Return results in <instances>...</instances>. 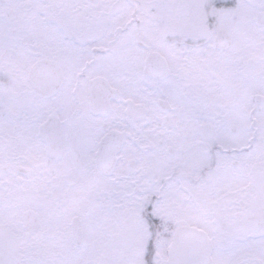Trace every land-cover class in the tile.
Listing matches in <instances>:
<instances>
[{"label":"rangeland","instance_id":"1","mask_svg":"<svg viewBox=\"0 0 264 264\" xmlns=\"http://www.w3.org/2000/svg\"><path fill=\"white\" fill-rule=\"evenodd\" d=\"M239 1L240 6L232 2L227 8V22L235 14V28L240 18L249 21L243 17L247 14L243 8L245 2ZM11 31H16V35ZM0 34V223H8L0 229V238L20 237L18 251L23 264H136L139 251H144L145 246L140 217L136 216L133 223L111 221L117 213L131 211L138 197H123L120 202L116 196L118 189L132 195L134 188L147 193L163 188L161 204L169 196L174 203H181L183 194L176 193L178 184L170 180L177 174L194 177V181L186 182L187 190L193 196L197 193V200L208 204L210 219L220 216L225 222L218 223L221 226L218 232L212 223H199L216 245L214 263L264 264V231L255 227L244 230L234 223L238 210L248 212L249 205L254 203L253 190L258 181H250L249 176H254L253 172L264 175V61H234V54L219 61L218 53L204 45L199 49L176 50L161 40L155 50L170 61L174 74L170 80L153 82L152 86L139 76L140 61L148 50L136 46V40L130 38L122 59L131 61L139 74L133 69L126 91L131 108L138 104L145 107V118L125 116L123 124L128 139L145 143L146 149L140 148L144 162L136 179L102 186L109 192L115 190V196L105 202L106 207L93 201L92 207L90 201L82 199L85 204L81 209V225L85 239L78 249L70 225L80 209L79 188H71L72 178L64 175L59 165L35 154V133L33 142L28 139L29 41L25 37H29V0H0ZM5 38L17 41L9 43ZM260 57L263 55L258 53ZM226 66L231 72L234 66L240 73L241 98L234 100L236 108L225 107L232 104L230 94L223 95L221 84ZM249 82L251 88L245 93L242 90ZM158 100L168 101L173 109H161ZM52 106L56 104L51 99L43 103L49 112ZM228 125H236L238 134H231ZM159 141L164 142L163 146L158 145ZM151 143L155 146L148 148ZM169 149L174 150L173 155ZM234 162L238 163L237 167L233 166ZM12 167L32 172L14 175ZM200 172L202 183L196 181ZM118 253H135V256L122 260L117 258ZM102 256L111 259L104 260Z\"/></svg>","mask_w":264,"mask_h":264},{"label":"flooded vegetation","instance_id":"2","mask_svg":"<svg viewBox=\"0 0 264 264\" xmlns=\"http://www.w3.org/2000/svg\"><path fill=\"white\" fill-rule=\"evenodd\" d=\"M242 1L247 12L243 17L249 21L240 18L238 28H235V14L227 22V8L232 2L240 6L239 0H29V37H25V41H29L26 91L31 124L28 139L33 142L35 133V154L59 165L63 174L72 178L71 188H79L80 209L71 220V223L78 224L82 235L81 244H75L78 249L82 248L85 239L81 225V209L85 204L82 199L90 201L92 207L95 206L92 201L106 207L105 202L110 196H115V190L109 192L102 186L136 179L140 164L144 162L140 148L146 149L145 143L128 139L123 124L125 116L141 115L145 118V107L138 104L131 108L126 91L128 80L134 70L137 72L136 66L129 63L131 61L122 59L130 38L136 40V46L148 50L140 61V74L137 73L152 86L155 85L153 82L170 80L174 74L170 61L155 50L161 40L176 50L184 47L185 51L199 49L204 45L218 53L219 61L226 60L230 54H234V61H264V0ZM218 14L220 16L215 18ZM11 34L16 35V31H11ZM259 35L261 45L258 46ZM4 41L14 43L17 40L5 38ZM258 53L263 57L258 59ZM153 56L162 57L165 61H147ZM161 63L167 71L163 79L161 71H147L146 68L148 64ZM223 74V95L230 94L232 101L225 107L236 108L234 100L241 98L238 89L241 87V82H238L240 73L234 66L232 72L226 66ZM250 84H245L242 91L247 93ZM132 98L138 99L136 96ZM49 99L56 104L49 109L50 112L43 108V103ZM157 105L166 111L173 109L168 101L158 100ZM234 126L236 133L231 132ZM227 129L233 135L239 132L236 125H228ZM163 144V141L158 142L159 146ZM154 146L151 143L148 148ZM168 152L174 154L173 149ZM29 153L33 154V150ZM64 161L66 164L63 165ZM38 162L42 165L41 160ZM233 166L237 167L238 163L234 162ZM10 170L14 175H30L32 172L22 167ZM253 173L254 176H249L250 181H258L253 190L254 203L249 205L248 212L239 209L234 223L244 230L255 227L264 231V216L259 217L257 200L264 186V175L262 172ZM170 178L178 184L176 193L181 191L183 194L181 203H174L169 196L166 203L161 204L163 188L156 189L154 193L134 188L132 195H126L125 189H118L116 196L120 202H123V197H138L131 211L125 209V213L112 216L111 221L133 223L136 216L140 217L146 237L143 234L144 251H139L136 264H173L168 252L179 233L184 234L186 241L193 235L201 238L204 241L202 248L210 250L209 239L205 235L207 231L199 223H212L217 226V232L221 227L218 223H225L220 216L219 219H210L208 204L204 205L202 200H197V193L193 196L187 190L186 182L194 181V177L177 174ZM196 181H204L201 172ZM5 224L8 225L0 223V229L5 228ZM70 227L72 229V224ZM192 239L194 241L195 238ZM210 239L213 244L211 259L208 255L209 262L203 264H215L216 245ZM20 249L17 235L9 239L0 238V264H23L19 258ZM132 256L135 253L117 254V258L122 260ZM101 258L111 259L110 256ZM155 259L158 262L155 263ZM193 264L202 263L196 260Z\"/></svg>","mask_w":264,"mask_h":264},{"label":"water","instance_id":"3","mask_svg":"<svg viewBox=\"0 0 264 264\" xmlns=\"http://www.w3.org/2000/svg\"><path fill=\"white\" fill-rule=\"evenodd\" d=\"M147 61H165V60L162 57L159 58V56H153V57H149L147 59ZM146 68H147V71H149V70H154L157 72L161 71L163 73V75L161 76V79L166 77L167 71H166L165 65L162 63L158 64V65L148 64L146 66ZM162 105L165 106L167 104L163 103ZM232 132L233 133L236 132L235 128L232 129ZM261 195H264V186H263L262 192L259 196H261ZM81 236L82 235H80V233H79L78 224L73 223V237L78 244H81L80 243ZM183 236H184V234H180V233L177 234L175 237V240L171 246L170 253H169V256H170L169 259L172 261V263L174 264V262H175L178 264H193V262L196 260L201 261L202 264L209 262L208 261V255H210L209 248L207 250L206 249L204 250V253L202 256L192 253V251H193V248H191V244L193 243L192 238H195L194 240L199 241L202 244L204 243V241L201 238H199V237L197 238V236L193 235V236H191L192 238L189 239L191 241L188 240L189 241L188 242V241H186V239L183 238ZM189 255H192V256H189Z\"/></svg>","mask_w":264,"mask_h":264},{"label":"bare ground","instance_id":"4","mask_svg":"<svg viewBox=\"0 0 264 264\" xmlns=\"http://www.w3.org/2000/svg\"><path fill=\"white\" fill-rule=\"evenodd\" d=\"M203 248H198V247H193V251H192V253H194V254H201L202 252H203ZM196 252V253H195ZM189 256H192V255H189Z\"/></svg>","mask_w":264,"mask_h":264}]
</instances>
